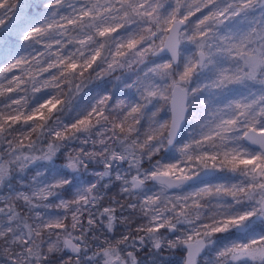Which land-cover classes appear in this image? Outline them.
Wrapping results in <instances>:
<instances>
[{
  "label": "snow or ice",
  "instance_id": "1",
  "mask_svg": "<svg viewBox=\"0 0 264 264\" xmlns=\"http://www.w3.org/2000/svg\"><path fill=\"white\" fill-rule=\"evenodd\" d=\"M43 7L0 0L23 44L0 62V255L139 264L148 242L264 264V0Z\"/></svg>",
  "mask_w": 264,
  "mask_h": 264
},
{
  "label": "trees",
  "instance_id": "2",
  "mask_svg": "<svg viewBox=\"0 0 264 264\" xmlns=\"http://www.w3.org/2000/svg\"><path fill=\"white\" fill-rule=\"evenodd\" d=\"M44 0H14V3L18 5V10L20 12L21 20L28 19L29 22L34 20H39L43 18V15L46 14V9L43 7ZM22 26L20 21H16L13 25H10L7 30L3 29L0 32V62L5 59L10 51L20 52L23 50V44L18 40V31ZM93 87V86H90ZM100 87L105 89L112 87V84L108 81ZM89 89H85L84 92L87 93ZM122 89L117 88L116 92L119 94ZM115 190L113 186L109 194ZM119 198V197H118ZM127 202V201H123ZM127 215V213H125ZM126 228L123 225L117 226L114 233H111L110 239L115 236L116 239H119L120 234L125 232ZM147 252L145 255L141 256L143 252ZM177 253L176 258L172 255L174 252H171L170 249H163L160 251L154 252L153 249L138 251L137 258L139 264H182L184 251L182 249L175 250ZM179 253V254H178ZM6 257L0 255V261L5 260Z\"/></svg>",
  "mask_w": 264,
  "mask_h": 264
},
{
  "label": "rangeland",
  "instance_id": "3",
  "mask_svg": "<svg viewBox=\"0 0 264 264\" xmlns=\"http://www.w3.org/2000/svg\"><path fill=\"white\" fill-rule=\"evenodd\" d=\"M198 15H199V14H198ZM2 30H3V29H0V32H1ZM109 82L112 84V86H113V85H116V82H115V81L109 80ZM117 88H120V89H121V87L118 86V85L116 86V90H117ZM145 166H147V165H145ZM84 179H85V180H92V179H94V178H93L89 173H85V174H84ZM114 187H115V190H113L111 194H109V192H108V193H107V196H109V197L115 196L116 198H118L119 196L117 195V193L119 192V188H118L117 186H114ZM120 198H121V197H119L118 199H120ZM105 206H107V200L105 201ZM257 231H258V232L260 231V227L257 228ZM97 235L100 236L101 241L105 238V236H104L103 234L97 233ZM111 235H112L111 233H108L107 238L110 239V236H111ZM150 249H153L152 246H151V244L148 243V242H146L145 246H144L140 251H144V250H149V251H150ZM179 249H182V250L184 251L183 248H179ZM153 250H154V249H153ZM176 250H177V249H176ZM170 251H171V252H174V253H173L172 255H170V256H174V257L176 258V256H177L176 251H175V250H170ZM154 252H156V251L154 250ZM146 253H147L146 251L143 252V253L141 254V256L145 255ZM178 254H179V253H178ZM183 260H184V258H183ZM183 260H182V264L184 263ZM0 264H8L7 258H6L5 260L0 261Z\"/></svg>",
  "mask_w": 264,
  "mask_h": 264
},
{
  "label": "flooded vegetation",
  "instance_id": "4",
  "mask_svg": "<svg viewBox=\"0 0 264 264\" xmlns=\"http://www.w3.org/2000/svg\"><path fill=\"white\" fill-rule=\"evenodd\" d=\"M185 254H186V252L184 251V253L182 254L184 260H185ZM182 260H183V259H182ZM184 260H183V261H184ZM183 264H184V263H183Z\"/></svg>",
  "mask_w": 264,
  "mask_h": 264
},
{
  "label": "water",
  "instance_id": "5",
  "mask_svg": "<svg viewBox=\"0 0 264 264\" xmlns=\"http://www.w3.org/2000/svg\"><path fill=\"white\" fill-rule=\"evenodd\" d=\"M185 258H186V254H185Z\"/></svg>",
  "mask_w": 264,
  "mask_h": 264
}]
</instances>
